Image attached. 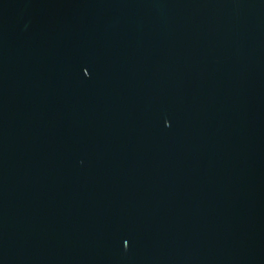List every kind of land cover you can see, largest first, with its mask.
<instances>
[{"label": "water", "instance_id": "95a60500", "mask_svg": "<svg viewBox=\"0 0 264 264\" xmlns=\"http://www.w3.org/2000/svg\"><path fill=\"white\" fill-rule=\"evenodd\" d=\"M0 264H264V0H0Z\"/></svg>", "mask_w": 264, "mask_h": 264}]
</instances>
